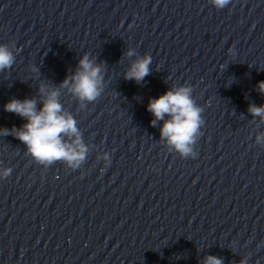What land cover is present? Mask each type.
<instances>
[{
	"label": "clouds",
	"instance_id": "1",
	"mask_svg": "<svg viewBox=\"0 0 264 264\" xmlns=\"http://www.w3.org/2000/svg\"><path fill=\"white\" fill-rule=\"evenodd\" d=\"M216 9H223L229 5L230 0H209ZM229 53L236 55L234 49ZM126 56L136 55L134 50L129 49ZM15 62V55L7 44H0V72L10 69ZM152 57L145 54L138 57L124 73L125 80H135L140 84L149 75V65ZM32 71L38 69L30 65ZM60 88H68L69 92L81 102L96 101L104 92L103 65L90 59L85 53L79 60L76 71L56 87L41 84L38 96L23 100L12 98L5 105L6 112L14 113L26 120L21 127L0 128V135H12L21 141L27 152L39 164L51 165L57 161L65 162L69 167L79 168L87 156V146L83 143L81 133L77 127V121L68 112L64 111L59 101ZM257 89L264 95V81L257 84ZM193 87L190 84L173 87L157 98L150 99L147 110L153 114L156 122L163 120L160 128L161 139L174 148L183 158H195L197 153L193 151L197 135L204 123L201 113L203 109L193 99ZM40 107L37 108V103ZM248 112L253 117H260L264 122V104L256 106L250 104ZM165 116L169 119L165 120ZM68 137V139H65ZM75 137L74 140L72 138ZM264 137L257 136V143ZM71 141V142H69ZM11 169H5L3 177H8ZM202 264H224L222 258L208 255ZM239 264H248L247 258H242Z\"/></svg>",
	"mask_w": 264,
	"mask_h": 264
}]
</instances>
